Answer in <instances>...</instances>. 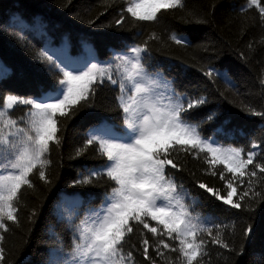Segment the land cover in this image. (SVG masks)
Listing matches in <instances>:
<instances>
[{"label": "snow or ice", "instance_id": "6c2138e0", "mask_svg": "<svg viewBox=\"0 0 264 264\" xmlns=\"http://www.w3.org/2000/svg\"><path fill=\"white\" fill-rule=\"evenodd\" d=\"M253 5L264 22V5L260 0H248V6ZM178 8H185L183 0H129L126 12L138 21L156 22L162 9ZM124 22L122 9L115 24L121 26ZM88 23L94 25V21ZM62 36L63 43L49 42L38 50V59L50 79H35L30 93L25 95L0 89V264L5 261L3 242L10 231L9 222L20 223L23 187L34 188L31 177L37 173L45 184L52 183L47 173L51 165L48 154L51 143L61 142L57 134L59 117L71 120L83 108L92 107L90 100L96 88L105 82L119 88L116 101L122 123L89 114L84 145L76 156L93 146L106 160L97 166H84L69 183L73 187L95 185L107 176L110 191L105 190L99 205L93 204L96 197L91 194L85 197L72 193L70 200L57 201L55 215L64 228L61 232L55 225L47 226L51 242L43 264H136L133 250L141 248L145 261L157 264L150 247L166 264L172 262L164 249L178 253L180 264H204L208 244L243 254L254 226L249 224L243 229L245 243L237 251L225 239L221 229L227 225L220 223L218 216L194 215V207L205 202L200 194L192 196L177 181L183 165L176 162L174 155L183 151L203 157L208 165L205 171L224 183L226 195L206 182H198V188L210 194L209 201L214 197L233 209L252 212L264 201V144L253 140L246 148L229 142L234 130L228 128L227 119L216 124L217 110L205 116L195 115L197 109L208 104V97L178 91L175 79H170L158 64L154 66L147 40L132 44L118 40L109 47L110 55L101 61L90 37L78 40L81 51L74 54L70 33ZM17 37L24 38L23 32ZM168 38L176 44L191 43L186 35L176 32ZM149 39L159 37L153 32ZM201 70L210 79H222L236 87L227 70L212 65ZM0 71L10 72L2 63ZM260 84L264 87V79ZM17 106H25L27 111L14 118L11 112ZM245 108L264 116V112L251 106ZM209 122L216 127L206 135L203 125ZM240 185L244 187L240 189ZM70 207L76 211H69ZM37 215V210L32 209L29 221L34 222ZM144 230L152 234V244ZM137 232L138 243L132 241ZM207 264H211L210 259Z\"/></svg>", "mask_w": 264, "mask_h": 264}, {"label": "trees", "instance_id": "16d2710c", "mask_svg": "<svg viewBox=\"0 0 264 264\" xmlns=\"http://www.w3.org/2000/svg\"><path fill=\"white\" fill-rule=\"evenodd\" d=\"M183 2L184 9H162L157 14L159 20L152 22L138 21L127 13L129 0H0V63L10 70L8 73L0 71V89H11L25 95L30 93V85L35 79H50L44 64L38 59V50L49 42L63 43L64 32L70 33L74 54L81 51L78 40L90 37L96 49L95 55L101 61L110 55L109 47L117 44L118 40H126L128 44L147 40L154 66L158 64L170 79H175L178 91L187 90L193 95L208 97V104L197 109L195 115L205 116L210 110H217L219 117L216 124L227 119L230 121L228 128L234 130L233 139L229 142L246 148L251 147L253 140L264 144V116L254 115L245 108L248 105L264 112V87L260 84L264 79V22L260 19L259 10L255 5L249 7L248 0ZM260 3L264 5V0ZM122 9L125 22L118 26L115 20ZM88 21H94V25ZM20 32H23L24 38L17 37ZM153 32L159 39H149ZM172 32L186 35L191 43L176 44L168 38ZM84 55H88L87 48ZM208 65L227 70L236 87L229 86L222 79L205 76L201 69L206 70ZM118 94V86L105 82L96 88L90 100L92 107L83 108L71 120L59 117L57 134L61 142L51 143L48 154L51 165L47 173L52 183L45 184L37 173L31 177L35 187H23L19 205L20 223L9 222L10 231L5 233L4 264H43L51 242L47 226L55 225L56 230L61 232L64 228L55 215L57 201L70 200L72 193L85 197L91 194L96 197L93 204L99 205L105 190L110 191L111 182L107 176L89 186L73 187L69 182L84 166H97L106 160L93 146H88L80 156H76V151L84 145L89 114L106 117L116 124L122 123L116 101ZM26 111L25 106H17L11 114L19 118ZM216 124H204V133L211 135ZM174 158L183 165L177 181L182 182L192 196L200 194L205 202L194 207V215L212 213L218 216L219 222L227 225L226 229H221L225 239L234 244L237 251L245 243L243 229L249 224L254 226V234L246 242L243 254L236 255L219 245L208 244L204 264L209 259L211 264H225L226 258L227 264H264V201L255 205L252 212L233 209L214 197L209 201L210 194L199 189L198 182L220 189L222 195H226V186L218 176L205 171L208 165L203 157L196 158L179 151ZM243 187L240 185V189ZM32 209L38 212L34 222L29 221ZM69 211L76 209L70 207ZM152 224L154 226L155 222ZM144 232L152 244V234L147 230ZM132 241L139 242V232L133 235ZM163 251L168 253L172 264H180L178 253L168 249ZM149 252L157 264H166L164 258L156 255L154 248L150 247ZM133 255L136 264H150L145 261L142 248L140 251L133 250Z\"/></svg>", "mask_w": 264, "mask_h": 264}]
</instances>
